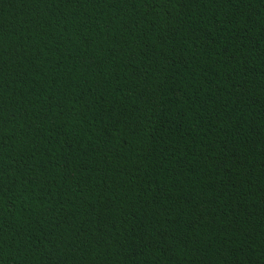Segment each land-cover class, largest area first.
Here are the masks:
<instances>
[{"label": "trees", "instance_id": "1", "mask_svg": "<svg viewBox=\"0 0 264 264\" xmlns=\"http://www.w3.org/2000/svg\"><path fill=\"white\" fill-rule=\"evenodd\" d=\"M0 264H264V0H0Z\"/></svg>", "mask_w": 264, "mask_h": 264}]
</instances>
